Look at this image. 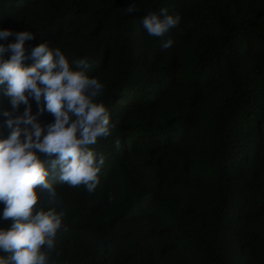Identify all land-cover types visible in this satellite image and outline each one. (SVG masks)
<instances>
[{
    "label": "trees",
    "instance_id": "16d2710c",
    "mask_svg": "<svg viewBox=\"0 0 264 264\" xmlns=\"http://www.w3.org/2000/svg\"><path fill=\"white\" fill-rule=\"evenodd\" d=\"M161 8L181 23L149 37ZM0 28L92 61L114 125L96 190L56 185L49 264H264V0H0Z\"/></svg>",
    "mask_w": 264,
    "mask_h": 264
},
{
    "label": "clouds",
    "instance_id": "9594fccd",
    "mask_svg": "<svg viewBox=\"0 0 264 264\" xmlns=\"http://www.w3.org/2000/svg\"><path fill=\"white\" fill-rule=\"evenodd\" d=\"M128 13L135 8L129 6ZM181 23L167 8L145 15L149 37L163 38ZM14 37V42L9 39ZM37 38L32 30L0 28V86L10 105L0 112L7 138L0 139V264H49L58 234L68 231L65 211H58L56 185L83 187L88 193L101 183L105 156L92 146L111 135L110 113L102 99L104 84L89 70L87 57L69 59L59 47ZM173 39L160 47L170 49ZM31 60L29 66L25 62ZM37 112L33 114L32 101ZM22 113H19L21 106ZM53 117L42 125L38 117ZM54 179L50 180L49 176Z\"/></svg>",
    "mask_w": 264,
    "mask_h": 264
}]
</instances>
